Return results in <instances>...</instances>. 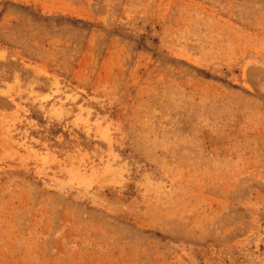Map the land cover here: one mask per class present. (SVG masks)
<instances>
[{"label": "rangeland", "instance_id": "374dc122", "mask_svg": "<svg viewBox=\"0 0 264 264\" xmlns=\"http://www.w3.org/2000/svg\"><path fill=\"white\" fill-rule=\"evenodd\" d=\"M0 264H264V0H0Z\"/></svg>", "mask_w": 264, "mask_h": 264}]
</instances>
